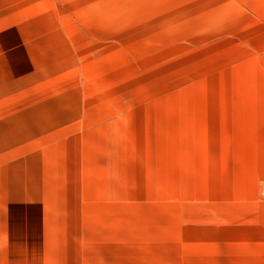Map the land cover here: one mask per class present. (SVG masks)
<instances>
[{
    "label": "rangeland",
    "instance_id": "374dc122",
    "mask_svg": "<svg viewBox=\"0 0 264 264\" xmlns=\"http://www.w3.org/2000/svg\"><path fill=\"white\" fill-rule=\"evenodd\" d=\"M260 2L0 0L34 31L0 41L25 141L0 185L41 260L195 264L199 239L264 212V58L240 40Z\"/></svg>",
    "mask_w": 264,
    "mask_h": 264
},
{
    "label": "crops",
    "instance_id": "0c3cea01",
    "mask_svg": "<svg viewBox=\"0 0 264 264\" xmlns=\"http://www.w3.org/2000/svg\"><path fill=\"white\" fill-rule=\"evenodd\" d=\"M34 5L31 6L33 8ZM0 5V10H3ZM28 8H23V10ZM246 10L252 11L247 8ZM256 14L250 12V18L244 22L243 37L241 41L258 43L257 48L250 49L264 58V0L258 3ZM22 18V17H21ZM16 26L7 32L8 27ZM31 24H18L16 21L9 24L0 15V41L27 40L34 31L25 29ZM13 31V32H12ZM228 36V35H226ZM264 70V61L262 62ZM21 117L12 115L0 108V159L9 153L23 152L24 135L18 132L10 133L12 123H22ZM9 130V131H8ZM9 132V133H8ZM262 138V171L264 174V133ZM2 167V164H1ZM264 187V182H263ZM263 189V188H262ZM0 185V264H50L39 257L41 244V232L39 229L33 232L26 231L25 227L9 224L8 192L2 191ZM256 217L242 221L241 225L224 227V236L214 238L209 235L199 239L202 250L198 251L195 264H264V212L256 211ZM51 241V238H48ZM34 249V253L32 251ZM27 253L36 257L27 256ZM198 258V259H197Z\"/></svg>",
    "mask_w": 264,
    "mask_h": 264
},
{
    "label": "built area",
    "instance_id": "2783aa9c",
    "mask_svg": "<svg viewBox=\"0 0 264 264\" xmlns=\"http://www.w3.org/2000/svg\"><path fill=\"white\" fill-rule=\"evenodd\" d=\"M261 195H262V199L264 200V187H263V189H262V193H261Z\"/></svg>",
    "mask_w": 264,
    "mask_h": 264
}]
</instances>
